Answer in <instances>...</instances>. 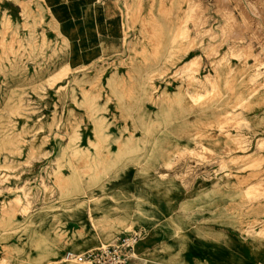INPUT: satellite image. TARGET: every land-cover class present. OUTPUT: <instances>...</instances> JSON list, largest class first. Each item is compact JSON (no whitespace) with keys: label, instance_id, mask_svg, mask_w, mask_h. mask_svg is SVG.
Segmentation results:
<instances>
[{"label":"rangeland","instance_id":"rangeland-1","mask_svg":"<svg viewBox=\"0 0 264 264\" xmlns=\"http://www.w3.org/2000/svg\"><path fill=\"white\" fill-rule=\"evenodd\" d=\"M129 235L264 264V0H0V264Z\"/></svg>","mask_w":264,"mask_h":264},{"label":"built area","instance_id":"built-area-1","mask_svg":"<svg viewBox=\"0 0 264 264\" xmlns=\"http://www.w3.org/2000/svg\"><path fill=\"white\" fill-rule=\"evenodd\" d=\"M134 241L135 236L129 235L117 239L113 244L87 250L82 254L65 251L62 260L81 264H129Z\"/></svg>","mask_w":264,"mask_h":264},{"label":"crops","instance_id":"crops-1","mask_svg":"<svg viewBox=\"0 0 264 264\" xmlns=\"http://www.w3.org/2000/svg\"><path fill=\"white\" fill-rule=\"evenodd\" d=\"M201 57V66L203 65L204 63V56L200 55ZM80 135H81V139L85 140L88 136V131H86V128L83 127V124L80 126ZM49 140H50V144L54 147H57L59 145V142L61 141V136L60 134H57L56 131H52L50 134H49ZM91 140V139H89Z\"/></svg>","mask_w":264,"mask_h":264},{"label":"bare ground","instance_id":"bare-ground-1","mask_svg":"<svg viewBox=\"0 0 264 264\" xmlns=\"http://www.w3.org/2000/svg\"><path fill=\"white\" fill-rule=\"evenodd\" d=\"M246 1V0H245ZM237 2H238V0H237ZM253 2H254V0H253ZM238 4V3H237ZM239 4H241V3H239ZM244 6H245V4H243ZM256 6V5H255ZM258 6V5H257ZM248 7V6H247ZM249 8V7H248ZM259 8V7H258ZM257 8V9H258ZM254 9H256V8H254ZM261 9V8H260ZM259 10V9H258ZM261 10H259V12H260ZM263 11V10H262ZM256 12V11H255ZM258 12V11H257ZM250 13V12H249ZM252 13V12H251ZM262 14V13H261ZM255 15V14H254ZM256 17V16H255ZM261 18V17H260ZM201 58V57H200ZM192 60V59H191ZM196 60V59H195ZM190 61V60H189ZM199 61V60H198ZM199 62H201V61H199ZM199 62H198V64H199ZM196 63V62H195ZM191 65V64H190ZM200 65V64H199ZM198 65V66H199ZM198 66H197V68H198ZM195 67V66H194ZM188 70H192V68H190L189 67V65H188ZM215 92V91H214ZM261 161H263V159L261 160ZM260 162V161H259ZM255 183V182H254ZM251 188V187H250ZM249 189V188H248ZM244 190H246V189H244Z\"/></svg>","mask_w":264,"mask_h":264}]
</instances>
